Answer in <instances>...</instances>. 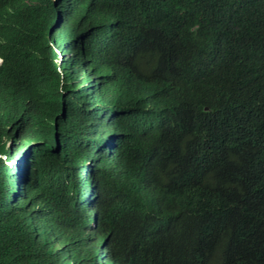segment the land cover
<instances>
[{
	"label": "trees",
	"instance_id": "1",
	"mask_svg": "<svg viewBox=\"0 0 264 264\" xmlns=\"http://www.w3.org/2000/svg\"><path fill=\"white\" fill-rule=\"evenodd\" d=\"M0 60V264H264V0H0Z\"/></svg>",
	"mask_w": 264,
	"mask_h": 264
},
{
	"label": "clouds",
	"instance_id": "2",
	"mask_svg": "<svg viewBox=\"0 0 264 264\" xmlns=\"http://www.w3.org/2000/svg\"><path fill=\"white\" fill-rule=\"evenodd\" d=\"M55 50L58 52V54H59V60H57V58L55 57V61L56 62H58L59 64L61 63V60L63 59V56L65 55L62 51H61V49L59 48V46L58 45H55ZM0 62H1V60H0ZM20 163V159H8L7 160V165H9V166H14L15 164H19ZM16 179H18V177H15ZM55 245H58L57 247H59V244H55Z\"/></svg>",
	"mask_w": 264,
	"mask_h": 264
},
{
	"label": "rangeland",
	"instance_id": "3",
	"mask_svg": "<svg viewBox=\"0 0 264 264\" xmlns=\"http://www.w3.org/2000/svg\"><path fill=\"white\" fill-rule=\"evenodd\" d=\"M57 20H59V19H57ZM61 24H62V23L59 22V25H58L57 27H59ZM57 60H59V58H58ZM58 62H59V61H58ZM58 62H57V63H58ZM11 145H12V142H9V146H11Z\"/></svg>",
	"mask_w": 264,
	"mask_h": 264
},
{
	"label": "water",
	"instance_id": "4",
	"mask_svg": "<svg viewBox=\"0 0 264 264\" xmlns=\"http://www.w3.org/2000/svg\"><path fill=\"white\" fill-rule=\"evenodd\" d=\"M61 146H60V144L59 143H57V147H56V149H59Z\"/></svg>",
	"mask_w": 264,
	"mask_h": 264
},
{
	"label": "bare ground",
	"instance_id": "5",
	"mask_svg": "<svg viewBox=\"0 0 264 264\" xmlns=\"http://www.w3.org/2000/svg\"><path fill=\"white\" fill-rule=\"evenodd\" d=\"M37 211V210H36ZM45 211V210H44ZM69 263V262H68Z\"/></svg>",
	"mask_w": 264,
	"mask_h": 264
}]
</instances>
